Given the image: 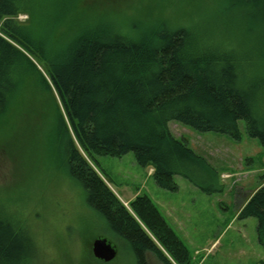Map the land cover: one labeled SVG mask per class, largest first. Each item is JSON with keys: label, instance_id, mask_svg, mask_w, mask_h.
Here are the masks:
<instances>
[{"label": "trees", "instance_id": "obj_1", "mask_svg": "<svg viewBox=\"0 0 264 264\" xmlns=\"http://www.w3.org/2000/svg\"><path fill=\"white\" fill-rule=\"evenodd\" d=\"M129 1L0 0V140L12 156L21 146L18 120L30 119L35 131L49 132L89 205L135 264H193L153 199L138 193L126 204L97 156L132 151L161 187L178 190L182 175L217 190L218 169L169 123L240 138L244 120L264 145V0H216L215 19L231 29L248 24L238 42L199 20L129 17ZM30 92L46 99L50 115ZM22 212L0 203V264H37L38 241ZM239 216L257 218L264 244V183Z\"/></svg>", "mask_w": 264, "mask_h": 264}, {"label": "rangeland", "instance_id": "obj_2", "mask_svg": "<svg viewBox=\"0 0 264 264\" xmlns=\"http://www.w3.org/2000/svg\"><path fill=\"white\" fill-rule=\"evenodd\" d=\"M227 1L219 0V4ZM129 5V17H167L184 24L199 20L202 27L226 39L231 33L237 42L248 32V24L239 23L231 29V25L215 19L216 0H132ZM18 18L25 20L27 14ZM26 97H34L32 103L50 115L42 95L37 98L30 92ZM18 123L19 151L9 155L5 140H0V203L22 209V218L38 241L36 263L135 264L133 253L89 205L85 188L71 177L62 156L52 147L49 132L35 131L30 119L21 118ZM169 126L218 169L217 190L208 192L182 175L175 177L178 190L161 187L153 168L139 164L132 151L121 156H97L109 185L126 204L136 194L147 193L187 245L193 264H264L257 218L239 216L248 198L264 183V145L248 133L244 120L239 121L240 138L200 131L175 120ZM100 236L118 247L117 256L110 261L93 254V241Z\"/></svg>", "mask_w": 264, "mask_h": 264}, {"label": "water", "instance_id": "obj_3", "mask_svg": "<svg viewBox=\"0 0 264 264\" xmlns=\"http://www.w3.org/2000/svg\"><path fill=\"white\" fill-rule=\"evenodd\" d=\"M92 251L95 257L103 261H110L118 254V247L106 237H97L93 241Z\"/></svg>", "mask_w": 264, "mask_h": 264}, {"label": "crops", "instance_id": "obj_4", "mask_svg": "<svg viewBox=\"0 0 264 264\" xmlns=\"http://www.w3.org/2000/svg\"><path fill=\"white\" fill-rule=\"evenodd\" d=\"M133 198H134V197H133ZM133 198L131 197L130 200L133 199ZM130 200H129V201H130Z\"/></svg>", "mask_w": 264, "mask_h": 264}]
</instances>
